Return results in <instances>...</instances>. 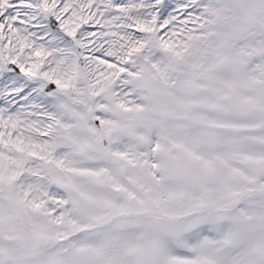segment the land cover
<instances>
[{
    "label": "snow or ice",
    "instance_id": "snow-or-ice-1",
    "mask_svg": "<svg viewBox=\"0 0 264 264\" xmlns=\"http://www.w3.org/2000/svg\"><path fill=\"white\" fill-rule=\"evenodd\" d=\"M0 264H264V0H0Z\"/></svg>",
    "mask_w": 264,
    "mask_h": 264
}]
</instances>
